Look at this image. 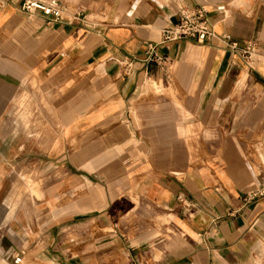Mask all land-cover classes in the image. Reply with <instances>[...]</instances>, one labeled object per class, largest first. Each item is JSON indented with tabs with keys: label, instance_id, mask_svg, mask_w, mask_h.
Instances as JSON below:
<instances>
[{
	"label": "crops",
	"instance_id": "1",
	"mask_svg": "<svg viewBox=\"0 0 264 264\" xmlns=\"http://www.w3.org/2000/svg\"><path fill=\"white\" fill-rule=\"evenodd\" d=\"M44 1L0 0V264H264V0Z\"/></svg>",
	"mask_w": 264,
	"mask_h": 264
},
{
	"label": "built area",
	"instance_id": "2",
	"mask_svg": "<svg viewBox=\"0 0 264 264\" xmlns=\"http://www.w3.org/2000/svg\"><path fill=\"white\" fill-rule=\"evenodd\" d=\"M21 10L29 13L35 14L39 13L48 19V22L58 21L62 16V8L54 4L48 3L44 0H23L21 3ZM218 37L213 31L208 18L205 8L202 6H181L179 9L178 21L171 27L164 28L162 31L161 44L170 43L183 38L195 39L199 42L206 40L211 41L213 38ZM227 34L221 35V39H228ZM231 48L236 47V43H231ZM253 51V46L249 44L243 49V58L245 61L250 59L251 52ZM146 62L154 61L161 68L165 67L166 59L155 54V45L149 44L146 52L145 59ZM264 194V189L249 192L244 197L245 200L255 199L257 196ZM21 261V257L17 256L14 259L15 263Z\"/></svg>",
	"mask_w": 264,
	"mask_h": 264
},
{
	"label": "rangeland",
	"instance_id": "3",
	"mask_svg": "<svg viewBox=\"0 0 264 264\" xmlns=\"http://www.w3.org/2000/svg\"><path fill=\"white\" fill-rule=\"evenodd\" d=\"M26 180H27V178H25V186H26V185L28 186V184L31 183V182H30V178H29V180L27 181L28 184H26ZM28 187H29V186H28Z\"/></svg>",
	"mask_w": 264,
	"mask_h": 264
}]
</instances>
